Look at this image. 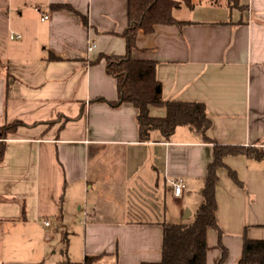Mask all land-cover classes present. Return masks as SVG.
I'll use <instances>...</instances> for the list:
<instances>
[{"label":"crops","instance_id":"crops-1","mask_svg":"<svg viewBox=\"0 0 264 264\" xmlns=\"http://www.w3.org/2000/svg\"><path fill=\"white\" fill-rule=\"evenodd\" d=\"M191 2L174 10L181 27L140 30L132 55L156 61L165 99L204 102L211 126L141 141L137 108L110 103L105 58L126 53L128 0H0V125L21 122L0 162V264L158 261L164 224L186 207L193 220L203 201L215 142L264 153V0ZM224 163L207 264L224 249L223 264H239L244 238L264 239V157ZM168 177L184 179L181 196Z\"/></svg>","mask_w":264,"mask_h":264},{"label":"trees","instance_id":"trees-1","mask_svg":"<svg viewBox=\"0 0 264 264\" xmlns=\"http://www.w3.org/2000/svg\"><path fill=\"white\" fill-rule=\"evenodd\" d=\"M177 2L178 0H128L129 23L122 33L127 41L126 53L105 56L107 71L116 77L118 84V98L110 103L117 106L128 102L137 108L141 141L149 140L154 130H159L165 138H170L179 125H187L204 134L211 126L204 102L165 99L162 83L156 75V61L138 59L132 55L133 49L137 47L136 39L140 30L149 33L154 31L157 24H175L181 27L186 23L174 14V10L179 8ZM187 4L192 5L191 0ZM152 105L165 106L166 114L151 115L149 109ZM20 123L15 121L8 128L0 129V162L5 153L4 139ZM240 153L254 158L264 157V153L256 147L215 142L214 159L209 164L204 180L203 201L198 206L194 219L164 224L161 259L143 261L141 264H207V231L215 228L220 232L216 219L217 169L225 166L224 156ZM230 173L236 178L235 171L230 170ZM101 255L86 256L83 262L66 257L62 264H89ZM226 256L227 251L224 249L219 264L224 263ZM239 264H264V239L245 237Z\"/></svg>","mask_w":264,"mask_h":264},{"label":"built area","instance_id":"built-area-1","mask_svg":"<svg viewBox=\"0 0 264 264\" xmlns=\"http://www.w3.org/2000/svg\"><path fill=\"white\" fill-rule=\"evenodd\" d=\"M43 18H48V15H44ZM21 35L18 33H12L11 38L20 37ZM96 47V43L93 40H89L87 45V52L88 54H91ZM167 182L171 185L173 194L175 197H179L182 194V191L185 187V182L182 177H168ZM46 225L50 224V220L45 221Z\"/></svg>","mask_w":264,"mask_h":264},{"label":"rangeland","instance_id":"rangeland-1","mask_svg":"<svg viewBox=\"0 0 264 264\" xmlns=\"http://www.w3.org/2000/svg\"><path fill=\"white\" fill-rule=\"evenodd\" d=\"M189 1H190V0H178L177 3H178V5H179V7H181L182 5H186ZM184 8H185V7H184ZM9 125H10V123H5V124H3V125H0V129H2V128H8ZM187 208H189V207H186V209L184 210V215L187 214ZM190 217H191V216L186 217V218L184 219V221H189ZM69 237H70V235H69ZM79 246H81V243L78 244V247H79ZM78 247H77V248H78Z\"/></svg>","mask_w":264,"mask_h":264},{"label":"water","instance_id":"water-1","mask_svg":"<svg viewBox=\"0 0 264 264\" xmlns=\"http://www.w3.org/2000/svg\"><path fill=\"white\" fill-rule=\"evenodd\" d=\"M190 210H187V214H186V217H188L190 215Z\"/></svg>","mask_w":264,"mask_h":264}]
</instances>
